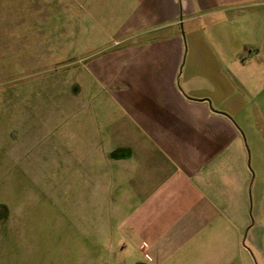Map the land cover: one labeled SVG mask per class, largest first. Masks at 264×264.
Here are the masks:
<instances>
[{"label":"crops","instance_id":"0c3cea01","mask_svg":"<svg viewBox=\"0 0 264 264\" xmlns=\"http://www.w3.org/2000/svg\"><path fill=\"white\" fill-rule=\"evenodd\" d=\"M113 1L84 62V84H104V130L88 131L104 161L84 170L104 264H264V175L241 133L263 158L264 0Z\"/></svg>","mask_w":264,"mask_h":264},{"label":"rangeland","instance_id":"374dc122","mask_svg":"<svg viewBox=\"0 0 264 264\" xmlns=\"http://www.w3.org/2000/svg\"><path fill=\"white\" fill-rule=\"evenodd\" d=\"M107 23L104 0H0V264H104V200L84 179L104 161L88 133L104 130V84H84V62ZM241 133L255 181L260 138Z\"/></svg>","mask_w":264,"mask_h":264}]
</instances>
